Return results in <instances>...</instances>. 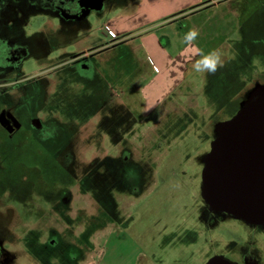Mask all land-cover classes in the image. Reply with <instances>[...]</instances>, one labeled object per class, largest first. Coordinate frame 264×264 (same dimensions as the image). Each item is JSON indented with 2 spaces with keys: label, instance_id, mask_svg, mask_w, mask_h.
Returning a JSON list of instances; mask_svg holds the SVG:
<instances>
[{
  "label": "rangeland",
  "instance_id": "obj_1",
  "mask_svg": "<svg viewBox=\"0 0 264 264\" xmlns=\"http://www.w3.org/2000/svg\"><path fill=\"white\" fill-rule=\"evenodd\" d=\"M189 1H170L168 8L182 5L175 17H153L168 11L166 2H151L136 15L137 0H104L86 18L95 40L124 33L115 41L127 42L131 33L139 43L149 32L172 61L188 56L177 79L185 95L170 92L171 102L166 98L149 114L140 88L164 75L158 63L150 64L154 75L139 67L146 72L130 85L126 65L71 62L73 44L55 36L58 15L21 19L30 50L4 74L26 81L17 98L19 92L0 97V109L12 105L18 122L36 115L42 129L23 124L9 135L0 126L4 264H57V256L71 264L72 253L92 255L94 264H207L214 256L246 264L248 251L255 253L253 263L264 264V225L246 236L242 219L218 215L201 195L216 125L264 88V0ZM114 15L123 17L122 25L109 28ZM190 28L199 30L195 47L222 52L224 66L214 75L193 70L183 43ZM156 83L152 90L163 97ZM4 203L12 208L4 210Z\"/></svg>",
  "mask_w": 264,
  "mask_h": 264
},
{
  "label": "water",
  "instance_id": "obj_2",
  "mask_svg": "<svg viewBox=\"0 0 264 264\" xmlns=\"http://www.w3.org/2000/svg\"><path fill=\"white\" fill-rule=\"evenodd\" d=\"M84 1L88 8L84 14L103 5V0ZM33 123L40 126L37 118ZM0 125L12 131L20 123L9 111H1ZM215 129L216 137L204 157L202 197L212 211L264 223V88H255L239 111ZM207 264L237 263L214 256Z\"/></svg>",
  "mask_w": 264,
  "mask_h": 264
},
{
  "label": "crops",
  "instance_id": "obj_3",
  "mask_svg": "<svg viewBox=\"0 0 264 264\" xmlns=\"http://www.w3.org/2000/svg\"><path fill=\"white\" fill-rule=\"evenodd\" d=\"M155 1L159 3L166 2L167 8H168L171 0H137V3L134 9L132 10V13H135L136 15H138V14L145 12V10L149 8L151 2H155ZM185 2H187V0H182V3H185ZM189 2L194 3V2H197V0H191ZM125 6L127 5L122 4L123 9L127 8ZM180 8H182V5H180L179 7L178 6L170 7L168 8V11H166L167 10L166 9L164 13L162 11L156 12L155 16L153 17L163 16L166 13L172 14L173 17H175L177 15L176 14L177 12L183 11ZM189 9H192V7L188 8V10ZM172 15L170 16L172 17ZM87 16L84 18V20L79 25L73 26L71 32L68 33L67 35L63 34L61 29L64 27V24L60 21L59 25L55 29V32L58 33L56 34V36H59V35H60L59 37L67 36V42L73 44L74 51L86 49L96 44H99L102 47H105V49L102 52H100L99 54L93 57L94 63L97 60L98 62L106 61L107 63L109 61H112L115 66L116 65H119V66L126 65L127 68H129V71L126 73L127 77H125V79H129L131 81L130 85L134 84V81L138 78L137 76H140L146 72L145 69L141 70L139 69V67L144 66V68H147V73L149 72V74L154 75L155 73L152 72L153 70L150 66L151 62L153 61L154 64L158 63L160 65L161 70L163 71L164 75H161L159 78H157L156 82H158V87L160 88V91H162V94L165 92L166 93L164 94L163 97H158V95H156L158 94V91L156 90V88L152 90L153 87H155L154 83L156 82L150 84L149 85L150 88L148 85L143 88H140L143 99L145 100L144 114H149L152 109H156L155 105L158 106L159 104L164 103L166 101V98L168 99L167 101L171 102L172 99L168 97L170 92H176L175 94L177 96H179L180 94L185 95V93L180 88L183 82L177 79L180 77V74H181L180 70L184 66L183 62L185 63V66L189 62L188 61L189 58L186 55V53L183 52L181 54L180 52L179 54H181L182 57L180 56L181 58L179 57V59L172 61L171 56L165 50L164 45L158 41L159 39L157 38V36L154 33H149V32H147V34L142 35V37H140L139 43H133L134 36H132L131 33H125L127 35H130V39L127 42L124 41L123 45L121 44L116 45L118 43L115 40L118 41L122 38H125L126 35H124V33L118 34L120 37L117 36L118 37L117 39L114 38V40H111L108 42H102L100 40H95L93 39L94 37H93V34L91 33L90 25L86 22ZM122 18L123 17H118L117 15L110 17L107 20V24L109 25V28H110V25L114 27L121 26L122 25L121 22L123 21ZM143 19H146V18L143 17ZM138 51L140 53V58H142L139 60L135 56L136 55L135 53ZM155 65L152 64L154 68H156ZM174 72L178 74V77L177 78L175 77L176 78L175 80L172 79L176 83H173L172 85L168 87V83L169 81H171L170 80L171 75L172 74L174 75ZM156 87H157V83H156ZM156 126H158V123L155 124L154 127ZM57 257L60 261H58ZM57 257L55 258V260L57 261V264H64L59 258L60 256H57ZM69 257H71L69 259L71 260L73 259L71 264H94V258L92 257V255H88L87 257L81 258L80 253H77V254L72 253V255L70 254ZM9 258H8V261H9Z\"/></svg>",
  "mask_w": 264,
  "mask_h": 264
},
{
  "label": "flooded vegetation",
  "instance_id": "obj_4",
  "mask_svg": "<svg viewBox=\"0 0 264 264\" xmlns=\"http://www.w3.org/2000/svg\"><path fill=\"white\" fill-rule=\"evenodd\" d=\"M84 3V0H0V72H2L0 73V85H4L0 87V97H13L11 95L12 92H19L16 96L17 98L22 92L20 86L26 81L25 77L20 78L18 76H13L11 78L9 75L4 74L5 71L8 72L10 69H15L20 66L24 57L28 54V50H30V48L26 45L25 33L22 31L21 27V19L41 13L56 14L60 17V21L64 24V27L61 29L63 34L67 35L71 32L73 26L79 25L90 12L94 11V9H89V11L84 14V12L88 10ZM56 34L57 32H55V36ZM104 49L105 47L96 44L86 49L73 51L69 53L68 56L71 62H80V64L84 65V61L89 62L91 58L102 52ZM0 110L9 111L16 118V120H19L15 114V108L12 105L2 107ZM36 118L37 116L33 115L28 117L27 120H23L21 122L19 121V128H21V125L24 124V126H34L36 132L41 130L42 122H40L39 127L35 126L33 123ZM2 129L7 131L9 135L14 134L18 130V128H14L12 131H8L4 127H2ZM36 141L40 142L39 139ZM4 207V210L12 208L9 204H5ZM217 214L221 216V213L217 212ZM18 217L19 222L22 224L26 223L19 215ZM242 220L244 222L243 224H240V227L246 236L255 235L263 230L261 225H264V223L253 224L244 219ZM53 240L54 239L51 238V242H53ZM7 243L8 242L4 239L0 238V264L1 261H3L2 264L5 262L7 252L2 249V245ZM254 260L255 253L248 251L245 257V263L248 264Z\"/></svg>",
  "mask_w": 264,
  "mask_h": 264
},
{
  "label": "clouds",
  "instance_id": "obj_5",
  "mask_svg": "<svg viewBox=\"0 0 264 264\" xmlns=\"http://www.w3.org/2000/svg\"><path fill=\"white\" fill-rule=\"evenodd\" d=\"M198 36L199 30L196 28H190L183 37V43L191 53L190 59L194 61L192 63V68L197 73L214 75L224 66L222 52L218 49H213L205 53L198 47H195V41Z\"/></svg>",
  "mask_w": 264,
  "mask_h": 264
},
{
  "label": "trees",
  "instance_id": "obj_6",
  "mask_svg": "<svg viewBox=\"0 0 264 264\" xmlns=\"http://www.w3.org/2000/svg\"><path fill=\"white\" fill-rule=\"evenodd\" d=\"M193 8H194V7H192V9H193ZM119 44L123 45V41L118 42V44H116V45H119Z\"/></svg>",
  "mask_w": 264,
  "mask_h": 264
}]
</instances>
